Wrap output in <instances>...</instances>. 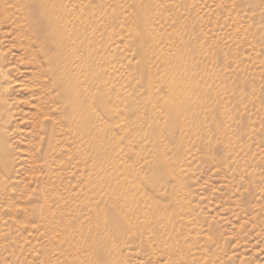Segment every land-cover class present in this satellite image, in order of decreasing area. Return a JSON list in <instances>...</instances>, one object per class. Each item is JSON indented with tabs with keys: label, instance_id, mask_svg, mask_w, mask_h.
<instances>
[{
	"label": "rangeland",
	"instance_id": "1",
	"mask_svg": "<svg viewBox=\"0 0 264 264\" xmlns=\"http://www.w3.org/2000/svg\"><path fill=\"white\" fill-rule=\"evenodd\" d=\"M58 3L91 70L72 127L0 0V264H71L66 237L97 264H264V0ZM167 78L195 95L174 128Z\"/></svg>",
	"mask_w": 264,
	"mask_h": 264
},
{
	"label": "bare ground",
	"instance_id": "2",
	"mask_svg": "<svg viewBox=\"0 0 264 264\" xmlns=\"http://www.w3.org/2000/svg\"><path fill=\"white\" fill-rule=\"evenodd\" d=\"M11 1L13 4L17 3L16 5L19 6L23 30H25V35L30 37L29 39L34 45L31 48V52L35 54L37 60H40L42 71H44L43 73L51 78L52 86L58 90L66 104L63 123H67L68 126L72 127L76 121L75 110L82 103L79 95L76 94L77 88L79 87V74L87 75L91 71L86 63L82 64L78 61L76 48L80 43H78L72 29L67 27V25L72 27L74 21H78L77 23L82 25L80 23V16H75L73 22H70L67 15L61 16L59 14L60 7L58 0ZM141 45L142 40L139 39L137 46ZM50 50H53L52 55L49 54ZM6 74L0 65V113L4 110L5 106V102L1 98L3 96L2 94L6 91V88L3 86V82L6 80ZM74 74H77V76L75 77ZM179 78L184 79L182 77ZM173 80V78H167L163 82V87L168 93V98L163 100V102L167 103L171 108L165 116V121H170V126L174 128V115L180 113L181 118H184L183 115L195 103V98H193L195 95L183 92L182 88ZM149 88H157L159 90L161 86L151 84ZM153 94L155 93L153 92ZM149 99L152 104L157 101L153 95H149ZM165 166L168 167L170 172L180 173L178 168H174V164L170 162L165 163ZM183 211L185 210L181 212ZM47 213V218L50 222H52V219L55 220L52 223L58 231L66 232L70 230L68 223L66 221L64 222L62 218L54 215L50 210ZM65 243L68 246L66 254L69 255L71 264H97L94 255H98L97 247H100L99 245L94 246L92 242L87 240H75L71 237H66ZM106 257L108 258V256Z\"/></svg>",
	"mask_w": 264,
	"mask_h": 264
}]
</instances>
